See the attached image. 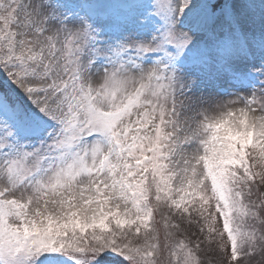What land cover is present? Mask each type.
Returning a JSON list of instances; mask_svg holds the SVG:
<instances>
[{"label":"snow or ice","instance_id":"snow-or-ice-1","mask_svg":"<svg viewBox=\"0 0 264 264\" xmlns=\"http://www.w3.org/2000/svg\"><path fill=\"white\" fill-rule=\"evenodd\" d=\"M0 264H264V0H0Z\"/></svg>","mask_w":264,"mask_h":264}]
</instances>
